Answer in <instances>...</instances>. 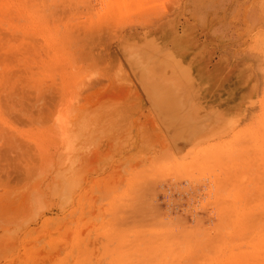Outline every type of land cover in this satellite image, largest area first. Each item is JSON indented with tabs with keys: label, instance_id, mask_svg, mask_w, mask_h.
Here are the masks:
<instances>
[{
	"label": "rangeland",
	"instance_id": "1",
	"mask_svg": "<svg viewBox=\"0 0 264 264\" xmlns=\"http://www.w3.org/2000/svg\"><path fill=\"white\" fill-rule=\"evenodd\" d=\"M164 30L236 97L184 149L117 49ZM263 42L264 0H0V264H264Z\"/></svg>",
	"mask_w": 264,
	"mask_h": 264
},
{
	"label": "bare ground",
	"instance_id": "2",
	"mask_svg": "<svg viewBox=\"0 0 264 264\" xmlns=\"http://www.w3.org/2000/svg\"><path fill=\"white\" fill-rule=\"evenodd\" d=\"M182 11V9H181ZM184 11V10H183ZM182 13H180L181 16ZM174 18V17H173ZM176 18V17H175ZM174 18V19H175ZM172 20V19H170ZM168 21V20H167ZM166 22V21H164ZM175 22V21H174ZM171 23V22H170ZM173 23V22H172ZM162 26V25H161ZM192 26V25H191ZM189 27V26H188ZM174 28V27H172ZM189 29V28H188ZM173 30V29H172ZM143 34V33H142ZM206 35V34H205ZM143 35L141 40H133V38L128 39V41H125L122 39H120V46L121 48V53L123 55V57L125 56L127 58V60L129 61L130 67L132 66V69L136 71L137 76L139 77V81L141 83L140 86V90H144V92H146V96H147V100L150 101V103L152 105L155 106L154 109H157L160 114L162 115V119L163 121H165V123H168L167 128H169L173 135H175L179 140H180V148L184 149L186 148L187 145L190 144V139L192 136H194L198 130L204 129L206 130V128H211L213 126H215L217 123L224 121L227 116H225V113L230 109L232 103H230V89L228 88V86L226 85V83H223L224 81H219L220 83H218L215 80V76H206L205 73L203 72V69L200 68L198 71L200 74L204 75V83L200 82L198 83L197 81L194 80V78L191 75L190 72V64H188L189 62H182V60L179 58H177L176 53H174V49L172 47V45L169 43V41L166 39V37L169 36L167 30H164V33L162 31H159L157 34H155L152 37H147L144 39ZM150 36V35H149ZM182 36V34H181ZM123 37V36H122ZM121 37V38H122ZM141 37V36H140ZM196 37V36H195ZM182 38V37H181ZM195 40V39H194ZM193 40V41H194ZM190 41V40H189ZM195 42V41H194ZM203 42V41H202ZM264 43V42H263ZM118 44V43H117ZM202 45V43H201ZM262 45V44H261ZM117 46V45H116ZM185 46V47H184ZM186 44L183 43V48H186ZM199 46V45H198ZM211 46V44H210ZM264 47V45H263ZM182 48V47H181ZM180 49V48H179ZM202 50V49H201ZM120 51V50H119ZM118 51V52H119ZM181 51V50H180ZM176 52V51H175ZM201 53V52H200ZM120 54V52H119ZM187 54V53H186ZM118 55V54H117ZM189 55V54H188ZM197 56V55H194ZM200 56V55H199ZM207 56V55H206ZM122 57V56H120ZM190 57V56H189ZM188 57V58H189ZM202 57V55H201ZM187 58V59H188ZM123 59V58H122ZM120 59V60H122ZM196 59V58H195ZM124 60V59H123ZM122 60V61H123ZM176 60L181 61L182 66V72H179L180 78H175V77H170L171 75L169 74L171 67L174 65V63L176 62ZM200 60V59H199ZM215 60V59H214ZM196 61V60H194ZM206 61V59H205ZM192 64V62H190ZM200 63V62H199ZM180 64V63H179ZM176 65V64H175ZM197 65V64H196ZM116 66V65H115ZM201 66V65H200ZM252 66V65H251ZM127 67V66H126ZM192 67V66H191ZM179 68V65H178ZM230 68V67H229ZM251 67L246 68L250 69ZM180 69V68H179ZM178 69V70H179ZM198 69V68H197ZM118 70V69H117ZM121 70V69H120ZM177 70V71H178ZM123 71V70H122ZM233 71V70H232ZM213 72V71H212ZM224 72V71H223ZM249 72V70H248ZM247 72V73H248ZM254 72V71H253ZM177 73V72H176ZM196 73V72H195ZM198 73V72H197ZM124 74V72L122 73ZM133 74V73H132ZM135 75V74H134ZM198 75V74H197ZM231 75V74H230ZM132 77V76H131ZM130 77V78H131ZM228 77V76H227ZM256 77V76H255ZM126 78V77H125ZM125 78H123V80L125 81ZM254 78V77H253ZM217 79V78H216ZM128 80V79H127ZM133 80V79H132ZM224 80V79H223ZM235 80V79H234ZM254 80V79H253ZM256 80V79H255ZM134 81V80H133ZM138 81V82H139ZM239 81V80H238ZM237 82V81H236ZM134 83H136L134 81ZM235 83V82H234ZM257 83V82H256ZM209 84V85H208ZM231 84V83H230ZM228 84V85H230ZM138 85V83H137ZM136 85V86H137ZM207 85L208 88L210 87L209 91L207 92ZM214 87V88H212ZM137 89V87H135ZM128 89V88H127ZM126 89V90H127ZM253 89V88H252ZM124 90V91H126ZM139 91V89H137ZM136 90V91H137ZM251 91V90H250ZM118 92V91H117ZM140 92V91H139ZM209 95L208 98L212 97V101L211 104H202V100H205L207 98V93ZM257 92V91H256ZM259 92V91H258ZM115 93V92H114ZM113 93V94H114ZM121 93V92H120ZM133 93V92H132ZM141 94V93H140ZM253 94V93H252ZM251 94V96H252ZM108 95V93H107ZM117 95V94H116ZM143 95V94H142ZM126 96V95H125ZM254 96V95H253ZM258 96V95H257ZM121 97V96H119ZM144 97V96H143ZM143 97H141L140 99L142 100ZM235 100L236 97L232 96ZM136 98V97H135ZM138 98V96H137ZM123 98L121 97V100ZM241 99V94L239 96L238 102ZM258 99V98H257ZM145 100V97H144ZM134 101V100H133ZM138 101V99H137ZM143 101V100H142ZM250 103V101H248ZM255 102V101H254ZM137 103V102H136ZM252 103V102H251ZM250 103V104H251ZM264 103V102H263ZM129 104V103H128ZM140 104V101H139ZM150 104V105H151ZM250 104H249V109H250ZM257 104V102H256ZM126 105V104H125ZM245 105V104H244ZM251 104V108H252ZM148 106V105H146ZM255 106V105H253ZM264 106V104H263ZM151 107V106H149ZM243 107V106H242ZM128 108V107H127ZM137 109V108H136ZM140 106L138 107L137 111H139ZM150 109V108H149ZM243 109V108H242ZM121 110V109H119ZM135 110V109H134ZM141 110V109H140ZM207 110V111H206ZM264 110V109H263ZM125 111V110H124ZM154 111V110H152ZM205 112L206 114L204 116H200L201 112ZM244 111V110H243ZM253 111V110H252ZM103 112V111H102ZM118 112V111H117ZM116 112V113H117ZM151 112V111H150ZM202 112V113H203ZM114 113V112H113ZM132 113V112H131ZM152 113V112H151ZM200 113V114H199ZM108 114V113H107ZM121 114V113H120ZM134 114V111H133ZM159 114V113H158ZM115 115V113H114ZM135 115V114H134ZM149 115V114H147ZM232 115H234L232 113ZM241 114H239L238 116H240ZM246 115H247V111H246ZM112 116V115H111ZM119 116V115H118ZM131 116V115H130ZM160 116V115H159ZM110 117V116H109ZM114 117V116H112ZM121 117V116H120ZM123 117V116H122ZM264 117V116H263ZM116 118H118L116 116ZM160 118V119H161ZM249 118V116H248ZM123 119V118H122ZM151 120L150 123H152V129L151 132H153L154 128L155 131L158 133L160 130L158 129V123L156 120V117L154 115V113H152V115L150 114V118H148ZM241 119V118H240ZM239 119V120H240ZM126 120V119H125ZM249 120V119H247ZM131 121V120H130ZM242 121V120H241ZM254 121V120H253ZM256 121V120H255ZM115 122V121H114ZM134 122V121H132ZM161 122V120H160ZM240 122V121H239ZM231 123V122H230ZM259 123V122H258ZM221 123H219L220 125ZM100 125V124H99ZM160 125V124H159ZM108 126V125H107ZM236 126V125H235ZM249 126V125H248ZM101 127V126H100ZM115 127V126H113ZM112 127V130H114V128ZM218 127V124H217ZM223 127V125H222ZM109 128V127H108ZM218 128L221 129V127L219 126ZM243 128V127H242ZM104 129V128H103ZM157 129V130H156ZM162 129V127H161ZM212 129V128H211ZM245 129V128H243ZM254 129V128H253ZM100 130V129H99ZM107 130V129H106ZM105 130V131H106ZM111 130V131H112ZM149 130V129H148ZM164 130V129H162ZM238 130V129H237ZM252 130V128L250 129V131ZM166 131V130H165ZM169 131V130H168ZM210 131V130H208ZM223 131V130H221ZM249 131V130H248ZM114 132V131H112ZM111 132V133H112ZM164 132V131H163ZM162 132V133H163ZM121 133V132H120ZM155 133V132H154ZM207 133V132H206ZM210 133V132H209ZM253 133V132H252ZM252 133L249 132L247 134V136L242 135L243 132L240 131L238 133V131L235 133V127H233L232 131L230 130L229 133L227 134H236L237 140L243 136L241 140H239V142H241L242 140L247 141L251 138H253ZM151 134V133H150ZM161 134V131L158 133V135ZM205 134V132L203 133V135ZM223 134V133H222ZM226 134V136H227ZM149 135V133H148ZM154 135V134H153ZM152 135V136H153ZM156 135V134H155ZM164 135V133H163ZM161 135L162 141L160 139V137H158V140L161 141L162 143H164L165 147L164 149H166V151H171V155H174L173 159H177L178 155L176 154V152L174 151L172 144H170V141L168 140V143L166 142V138L165 136ZM202 135V134H201ZM99 136V135H98ZM145 136V135H144ZM168 136V134H167ZM172 136V135H171ZM225 136V137H226ZM225 137H222L223 139ZM97 138V137H96ZM203 138V137H202ZM219 138V137H218ZM102 139V138H101ZM156 139V138H155ZM176 139V138H175ZM194 139V138H193ZM196 139V138H195ZM222 139V140H223ZM157 140V139H156ZM154 140V141H156ZM203 140V139H202ZM235 140V141H237ZM193 141V140H192ZM213 141V140H211ZM224 141V140H223ZM220 141V142H223ZM210 142V141H208ZM207 142V143H208ZM99 143V142H98ZM97 143V144H98ZM172 143V142H171ZM202 143V142H201ZM215 143V142H214ZM197 144V143H196ZM157 145V144H156ZM175 145V144H174ZM235 145V144H234ZM175 147V146H174ZM193 147V146H192ZM199 145L196 146L194 149H192V151L190 152L189 156L195 155L196 151H198L199 149ZM163 149V148H162ZM190 150V149H189ZM165 151V150H164ZM168 156L170 155L169 152ZM173 153V154H172ZM187 155V154H186ZM189 156H187L186 158H188ZM202 156V154L200 155ZM181 159V158H178ZM183 160V159H182ZM174 161V160H173Z\"/></svg>",
	"mask_w": 264,
	"mask_h": 264
}]
</instances>
